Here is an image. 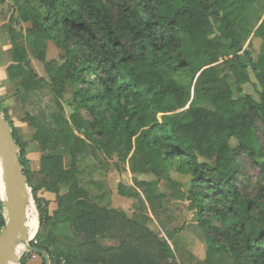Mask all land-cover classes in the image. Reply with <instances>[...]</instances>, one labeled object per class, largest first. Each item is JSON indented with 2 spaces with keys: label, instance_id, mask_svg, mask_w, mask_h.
<instances>
[{
  "label": "trees",
  "instance_id": "1",
  "mask_svg": "<svg viewBox=\"0 0 264 264\" xmlns=\"http://www.w3.org/2000/svg\"><path fill=\"white\" fill-rule=\"evenodd\" d=\"M12 1L16 20L30 28L24 34L9 29L7 80L18 83L17 92L29 101L48 90L55 108L26 112L24 121L42 152L61 147L70 159L65 167L61 155H43L42 179L32 185L25 144L0 106L38 212L39 229L29 245L49 264H178L150 219L132 220L89 201L78 175L95 149L133 173L162 177L175 167L188 177L184 197L207 247L197 264H264V0H183L180 7L173 0ZM253 39L263 45L257 60ZM47 41L62 51L61 62L45 61ZM24 42L48 80L32 69ZM252 79L257 99L242 91ZM68 82L78 89L67 119L59 99ZM231 139L238 143L234 150ZM242 161L257 171L252 194L243 184ZM123 188L118 195L131 198ZM41 190L55 196L52 214L37 196ZM2 209L0 202V230ZM61 224L75 235L72 252L54 248L53 230ZM105 238L117 246H102Z\"/></svg>",
  "mask_w": 264,
  "mask_h": 264
},
{
  "label": "rangeland",
  "instance_id": "2",
  "mask_svg": "<svg viewBox=\"0 0 264 264\" xmlns=\"http://www.w3.org/2000/svg\"><path fill=\"white\" fill-rule=\"evenodd\" d=\"M12 3V9H16L15 3ZM105 2L113 0H103ZM183 0H173L176 7H180ZM260 6L256 9L259 12ZM17 19V15H16ZM12 24L23 34L26 29L30 28V24L22 23L18 20H12ZM187 52L192 51L187 38L184 40ZM253 59L257 60L260 57L259 41L252 40ZM27 47V57L32 69L38 77L48 80L44 71V64L36 60L35 55L28 49L26 42L23 43ZM243 46H247V41H243ZM45 61L46 62H61L62 51L58 49L51 41L45 42ZM264 55V51H263ZM206 63V62H204ZM203 63L193 65V71L200 69ZM3 77L0 75V106L8 113V117L12 122L16 133L25 132L33 133L34 128L24 121L26 112L35 114L44 108H55V104L51 100V95L47 89H44L39 95L32 96L30 101L22 98V95L17 92L18 83L1 82ZM188 82V79L184 80ZM78 86L72 82H68L62 99L59 102L62 106L65 118H69L72 112V98L77 91ZM243 94H247L257 99V86L255 81L243 85ZM21 95V96H20ZM6 98V99H5ZM29 104V105H28ZM193 106L201 107L213 111L214 108L210 104L193 102ZM237 141L231 139L229 146L231 150L237 147ZM26 149V148H25ZM61 155L65 167L70 165L68 154L63 148L48 149L45 152L41 151L40 145L35 143V146L29 150V155L26 158L29 163L28 177L32 185L39 183L42 176L38 174L39 161L43 155ZM81 172L78 178L83 187L88 190L89 201L106 209H113L125 213L126 217L132 220L142 221L144 218L150 219L149 227L157 232L160 240L166 241L171 247L175 259L178 264H197L202 262L205 257L206 245L199 239L195 227L197 220L195 212L191 209L190 203L185 199V193L189 186V179L186 175H182L176 171L175 167L166 175L157 177L155 174H137L133 173L127 164L119 161L113 162L98 150H90L88 155L81 162ZM242 168L246 178L243 184L246 187L248 194H252L257 184L255 177L257 171L251 167L247 161H242ZM26 179V178H25ZM133 181L144 183L137 185ZM31 184H27V195L29 200L27 214L30 219H35L36 230L38 232V212L34 205L31 196ZM122 185L125 190L132 193L131 198H123L118 195V186ZM54 197V195L52 196ZM55 201V200H54ZM56 205V203H54ZM56 209V206H55ZM52 212V211H51ZM50 212V213H51ZM52 214V213H51ZM4 216V209H2ZM36 232V234H37ZM31 239V242L36 237ZM54 248L56 251L72 252L76 245V238L73 231L68 225H56L53 230ZM30 242V243H31ZM104 247L117 246V241L110 238H105L100 241ZM20 260L25 257L26 264H42V257L33 252H27L24 249L17 251Z\"/></svg>",
  "mask_w": 264,
  "mask_h": 264
},
{
  "label": "water",
  "instance_id": "3",
  "mask_svg": "<svg viewBox=\"0 0 264 264\" xmlns=\"http://www.w3.org/2000/svg\"><path fill=\"white\" fill-rule=\"evenodd\" d=\"M0 202L4 209V227L0 230V264H19L17 247L23 241L26 251L40 255L44 264L47 256L31 247L25 226L29 200L24 168L19 161V148L11 134L9 123L0 111Z\"/></svg>",
  "mask_w": 264,
  "mask_h": 264
},
{
  "label": "crops",
  "instance_id": "4",
  "mask_svg": "<svg viewBox=\"0 0 264 264\" xmlns=\"http://www.w3.org/2000/svg\"><path fill=\"white\" fill-rule=\"evenodd\" d=\"M12 20L16 21V11L12 9V3L10 0H0V75L3 77L1 82H10L13 81L7 80L6 77V68L11 63L9 58V50L11 47V39L9 35V29L15 28L12 24ZM263 45L259 48V52L262 51ZM1 84V83H0ZM1 96V95H0ZM6 99V98H5ZM18 139L20 142L25 144L27 157L29 155V150L35 146V143L31 140L32 133L25 132L23 129L22 132H18ZM39 169V166L37 167ZM37 196L49 202L48 211L51 212L55 209V196L49 194L43 190L39 191ZM36 264V262H35Z\"/></svg>",
  "mask_w": 264,
  "mask_h": 264
},
{
  "label": "bare ground",
  "instance_id": "5",
  "mask_svg": "<svg viewBox=\"0 0 264 264\" xmlns=\"http://www.w3.org/2000/svg\"><path fill=\"white\" fill-rule=\"evenodd\" d=\"M0 166H1V161H0ZM25 226H26V229H27V232H28V241H31V239H33V237L35 236L36 232V221L35 219H30L29 218V215L27 214L26 212V222H25ZM20 249H24L26 250V244L25 242L21 241L19 246L17 247V250H19L20 252ZM18 254V253H17Z\"/></svg>",
  "mask_w": 264,
  "mask_h": 264
}]
</instances>
